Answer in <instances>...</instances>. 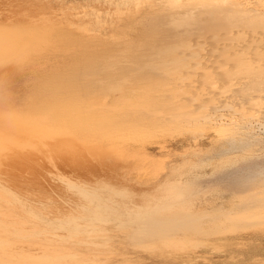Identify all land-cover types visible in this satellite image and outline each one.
Instances as JSON below:
<instances>
[{
	"label": "bare ground",
	"instance_id": "6f19581e",
	"mask_svg": "<svg viewBox=\"0 0 264 264\" xmlns=\"http://www.w3.org/2000/svg\"><path fill=\"white\" fill-rule=\"evenodd\" d=\"M62 1L0 0V7L9 6L6 10L10 11L0 15V167L11 160L13 163L27 161L34 173L46 171L49 166L55 170L57 179L54 181L56 184H49V189L44 191L45 194L51 192L50 196H29L17 188L15 179L9 177L8 172L0 169V206H14L18 211V221L27 224L11 227L2 219L4 216V219L9 218L8 215L0 212V264H66L68 259L76 262L73 252L67 254V250L50 247L46 240L39 250L30 247L28 254L21 249L22 245L13 241L17 236L12 235L29 233L26 231L36 227H40L43 233L55 229L59 244L64 245L71 234L80 232L91 243L105 241L102 238L106 236L100 238L98 233L106 230L102 222L108 221H117L119 225L133 223L143 236L150 234L148 232L158 233L163 229L158 221L152 226L154 229L146 226L152 222L153 214H159V211L164 214L162 210L166 208L170 210L164 212L175 217L177 223L184 221L189 214L187 208L172 205V198L168 196L171 191L164 187L136 192L135 200L125 204L103 194L109 190L125 194L122 188L119 190L108 184L118 183L122 175L109 159L110 153H115L119 147L116 139L145 142L157 137L167 126L176 129L179 125L214 128L220 145L201 150L203 162L190 168L195 172L204 169L196 177L216 176L227 180L235 176L239 181V176L250 178L256 171L264 173V9L251 7L245 0H212L213 5L207 10L179 7L162 22L160 40L149 43L147 48L141 45L131 48L121 36L123 31L132 28L131 21H128L132 15L130 6H139L141 0H89L84 5L87 10L84 9L83 16L79 14L77 18H72L75 14L69 8L59 17ZM54 6L59 7V12H55ZM85 17L92 20L91 24L98 23V27L100 22L112 26L116 20L121 21L123 27L109 37L96 34L104 38L101 39L82 27ZM252 30L260 34L254 33L256 42H248L247 48L241 43L242 49L238 45L244 49H239V54L235 49L238 56L231 53L232 57L237 56V66L232 64L231 67L230 64L225 70V64L220 67L209 61L211 64L207 65L208 60L204 62L200 57L203 43L201 39L197 41L198 36L205 38L202 35L216 32L220 37L229 36L230 40L232 37L242 39L249 32L253 35ZM55 48L64 53L46 68L41 78L36 79L38 88L31 102H16L9 88H12L10 85L17 67L21 63L34 64L35 60L47 56ZM194 65H201V70L208 67V76L219 77L217 81L221 85L229 82L227 86L239 85V93L232 96L234 98L225 97L226 101L219 97L217 104L213 100L221 96L218 95V84L219 92L212 91L216 98L211 91L212 97L207 96L211 106L216 103L217 110L208 113L206 108L210 104L207 102L202 108L200 105L201 110L191 109L195 103L190 104L192 99H184L188 93L178 89H186L187 83L193 86L190 81L196 84L193 75L197 73L192 71ZM220 69L225 72H220ZM201 72L198 78L205 75ZM198 78L195 81L200 84L201 78ZM144 80L150 82V88L145 90L134 86ZM188 84L186 86L189 87ZM206 89L205 92L208 91ZM189 92L196 94L199 91L192 89ZM203 92L199 93L203 95ZM169 94L172 98H167ZM115 96L120 99H115ZM151 108L156 113L148 112ZM224 110L228 113L221 112ZM161 170V163L150 166L148 177L160 175ZM78 178L84 179V184L78 183ZM91 178L103 182V193L99 192V186L87 185ZM26 181L23 182L25 186ZM69 189L80 193V198L76 193L70 194ZM55 194L61 201L53 199ZM185 220L190 222V217ZM167 238V243L172 245L178 241ZM85 239H78L77 243ZM159 242L167 245L165 239Z\"/></svg>",
	"mask_w": 264,
	"mask_h": 264
},
{
	"label": "rangeland",
	"instance_id": "374dc122",
	"mask_svg": "<svg viewBox=\"0 0 264 264\" xmlns=\"http://www.w3.org/2000/svg\"><path fill=\"white\" fill-rule=\"evenodd\" d=\"M141 1L142 3L139 6L134 4L130 6V13H132V15L128 17V21H131L130 26L132 28H129L127 31H123V35L121 36L122 40L128 41V44L126 45L131 48H137L140 45L142 48H147L149 43L160 40L158 38L161 36L162 22L173 14L179 7H183L185 10H191L194 8L207 10L213 5L212 0ZM245 1H247L251 7L258 10L264 9V0ZM69 3L70 0H64L62 1V7L64 8L54 6L55 12H59V9H62V12H59V17L64 10L66 11L67 8H69L71 9L73 15L75 14L71 17L77 18V15H82V11L84 9L87 10L84 5L89 3V0H71V5ZM77 5H80L81 9ZM6 7L8 8L9 6L0 7V15H5V12L6 14L10 12H7ZM76 9L78 12H76ZM56 16L58 17L57 13ZM82 16L78 17L81 18ZM89 17H85L82 27L91 30L90 33H94V35L101 34V36L109 37L111 34H116L115 31L118 28L120 29L123 27L121 21H115L114 19L113 20L116 22L114 25L109 26L110 24L108 23L100 22V27H98V23L91 24L92 20L89 19ZM93 27L98 28L95 29V31ZM254 31L255 30H252L253 35L256 33V31ZM256 34L260 35L259 33ZM205 35H202L205 38H200L199 36L196 38L197 41H199L198 39H201L200 42L203 43L202 50L198 49L201 51L200 54L202 53L200 57L205 60L204 62L208 60L206 64L210 63L209 61H211L212 64L215 63V66L219 65L220 67L221 64H225L226 66L224 65L225 68H223L225 70L226 67H230V64L231 67L232 64L234 67L237 66L236 64L238 61L235 58L238 56L236 53L239 54L238 51L242 49L241 46H245V48H247L249 43L253 44V41L256 42L257 40L255 35L252 37L253 35L251 32L247 33V36L241 33V36L244 35L242 39L241 37H232V40H230L229 36L224 37L222 35L220 37V35L216 32L210 34L206 33ZM96 36L104 39L98 35ZM225 38L229 39L225 40ZM243 38L247 41L243 40ZM241 40L243 41L241 42ZM234 42L236 43L233 44ZM143 51L145 53L149 52L147 50ZM61 53L63 54L64 52L59 48H55L52 52L48 53L47 56L39 57V60H35L34 64L27 65L21 63L17 67V71L13 77V82L10 85L12 88H9V90L14 93H12V96L15 98L16 102H31V99L33 98L32 96L38 88L36 79L43 76L46 68L49 67L51 63L60 59ZM231 53L237 56L232 57L233 55ZM229 57H232V59ZM199 60L201 59H198V61ZM232 60H235V62L229 63V61L233 62ZM195 66L196 65L193 67L194 70L192 68L191 69L195 74L197 73V77L195 75H193L194 77L192 76L196 84L198 83L195 79L198 78V75H201L199 74L200 71H202V75L205 74L203 77L199 76V78H201V81H198L200 84L196 86V84L191 83L190 81V84L193 86H190L187 83L189 87L186 86L187 84H184L186 89H182V87L181 89H178L180 92L188 93V97L185 96L186 98L184 99L187 101L192 99L190 104L195 103L191 106V109L201 110V108L205 106V102H207L210 104V107L206 108V111L209 109L207 111L208 113L209 111L213 112L217 110L215 106L219 97H224L223 101H226L225 97L230 98L236 93H239V85L232 86L235 84H231L229 87L227 86L231 83L229 82L225 84L226 86L223 84V87V85L217 81L219 77L215 76L212 78L210 74L208 76V71H206L208 70V67L201 70V65H197L196 68ZM216 70L217 72L219 71L218 69ZM225 70H221L220 72L223 73ZM199 78L198 80H200ZM207 78L210 80L207 81ZM203 79L204 81H202ZM202 82H204V84H211L207 86L208 84L204 85ZM201 84L202 86H200ZM218 84L219 86H217ZM134 86L146 90L147 87L150 88V82L145 80L141 82L138 81ZM216 86L220 89H218L220 92L217 90ZM203 87L205 88L202 90ZM199 88L201 89L199 90ZM206 88L208 89L207 92L204 91ZM192 89H194L195 92L199 91L200 93L201 91H204L203 93L205 94L202 95L199 92L196 94L189 92V90ZM215 90H217L216 92H219V94H217L221 96L217 95L218 97L216 98V93L212 92ZM209 92L211 95H215L216 100H213V102L216 101V103L214 104L212 102L214 107L211 106V102H208L210 101V98L214 96H211ZM162 93L163 92H160L159 94L162 95ZM207 93L209 95H207ZM170 94L167 98H172ZM207 96L211 97L207 99ZM115 99L120 98L119 96H115ZM200 105L203 106L199 108ZM148 112H153V114L156 113L153 108H151ZM221 112L228 113L225 110ZM171 117L173 118L175 116ZM252 122L254 123L255 121ZM213 129H200L187 126L180 127V125L176 129L173 127L169 128L167 126V129L157 137L145 142H139L134 139H116V141H118L116 146L119 147L115 153L107 155H109L110 158H108L110 159L114 169L117 170L118 173H122V175H120L121 177L118 183L109 182L108 184L112 187L115 186L119 190L122 188L125 194L114 193L111 190L107 193H103L102 191L105 190V186L100 179L91 178L87 181V185L95 187L99 186V192L115 199L119 203L124 202L123 204L127 201L135 200L136 192L140 193L143 192V190L149 191V189L151 191L157 186L169 189L171 193L168 194V196L172 198V205L184 206L189 212V214L184 217L183 222L177 223L175 217H172L164 212L166 210H170L166 208L162 210L164 214L157 210L159 211V214L156 212L152 215V222H150L146 227H152L155 222L158 221L160 223L159 227L163 229H161L158 233L157 231H153L154 233L148 232L151 235H140V232L136 231V225L133 223L130 225H119L117 221H108L102 222V227L106 228V230L98 233L101 235L100 238L106 236V238H102L105 239V241H99L97 243H91L89 240L85 239V235L80 232L78 234H71L65 244L60 245L58 239L59 236L54 234V232H56L55 229H48L43 233V230H41L40 227L26 231L29 233L12 235L14 237L17 236V238L13 241L22 245L21 249L26 251V254H28L30 247L39 250L41 249L40 246L44 243L43 240H46L47 245L50 247L60 249L61 251L67 250V254L70 252L74 253L76 262L73 263L71 262L72 260L68 259L67 262H65L66 264H264V202H262L264 201V177H261L264 176V173L256 171L250 178L246 176H242V178L239 176L240 179L237 177L239 180L237 181L234 176L228 178L227 181L226 178L220 180L216 176L196 177V174L204 171V169H199L196 172L195 170L190 169L192 166L203 162L204 155L200 153L201 150H207L212 145L215 147L220 145V142L217 141L219 136L216 134V130ZM216 143L218 145H216ZM157 163L162 164L160 175H157L156 177H148L147 172L149 171L150 166ZM3 166H1L0 169L8 172L7 174H9V177L15 179L17 188L22 191L24 195L35 196L38 194H44L43 196H50L52 194L51 192H47L45 194L46 188L49 189V184L54 185L57 182L55 170L50 169L49 166L47 167L48 170H41V173H34L33 169L27 165V161H14L13 163L11 160L8 164ZM243 180L246 181L244 182ZM25 181L27 184L26 186L25 183L23 184ZM83 181L85 180L78 178V183L84 184ZM27 186L29 189H27ZM180 190H182V192ZM60 193L62 194L64 192ZM71 193L78 194V192H75L73 189L70 190V194ZM79 195L81 194H78V199L80 198ZM55 196L57 195L55 194ZM55 196H53V199L58 198V196ZM58 199L61 201L60 198ZM80 202L84 203L83 201ZM65 206L67 207L66 204L64 207ZM0 212H4L8 215L9 218L7 219H4L5 216L0 218L3 219V222L6 221L7 224H10L11 227L15 226L18 228L22 224L27 225L26 223L18 221L19 219L16 215L18 211L14 206L1 205ZM188 216L190 217V222L185 220V218H189ZM144 220L148 221V219ZM97 225L101 226L100 224ZM10 226L8 227L9 229H11ZM87 227L88 226H84V228ZM150 229H154V227ZM12 236L9 238H12ZM167 237L178 241L174 245L169 244L167 243ZM78 239H85V241L77 243ZM162 239H165V243L167 245L159 242V240Z\"/></svg>",
	"mask_w": 264,
	"mask_h": 264
}]
</instances>
